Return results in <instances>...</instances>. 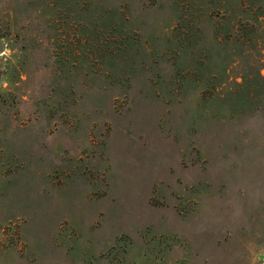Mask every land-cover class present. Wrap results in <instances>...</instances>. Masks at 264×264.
Segmentation results:
<instances>
[{"label": "rangeland", "instance_id": "rangeland-1", "mask_svg": "<svg viewBox=\"0 0 264 264\" xmlns=\"http://www.w3.org/2000/svg\"><path fill=\"white\" fill-rule=\"evenodd\" d=\"M0 264H264V0H0Z\"/></svg>", "mask_w": 264, "mask_h": 264}]
</instances>
